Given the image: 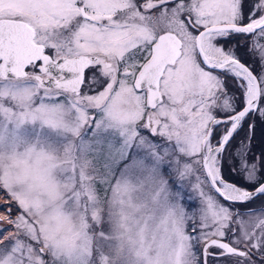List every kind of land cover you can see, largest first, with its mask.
Listing matches in <instances>:
<instances>
[{
  "label": "snow or ice",
  "instance_id": "obj_1",
  "mask_svg": "<svg viewBox=\"0 0 264 264\" xmlns=\"http://www.w3.org/2000/svg\"><path fill=\"white\" fill-rule=\"evenodd\" d=\"M0 198V264H264V0H0Z\"/></svg>",
  "mask_w": 264,
  "mask_h": 264
},
{
  "label": "rangeland",
  "instance_id": "obj_2",
  "mask_svg": "<svg viewBox=\"0 0 264 264\" xmlns=\"http://www.w3.org/2000/svg\"><path fill=\"white\" fill-rule=\"evenodd\" d=\"M3 203V199L0 198V204ZM0 227H4V228H7V227H10L9 225H7L5 222H0Z\"/></svg>",
  "mask_w": 264,
  "mask_h": 264
},
{
  "label": "trees",
  "instance_id": "obj_3",
  "mask_svg": "<svg viewBox=\"0 0 264 264\" xmlns=\"http://www.w3.org/2000/svg\"><path fill=\"white\" fill-rule=\"evenodd\" d=\"M256 147L258 148L259 147V144H257Z\"/></svg>",
  "mask_w": 264,
  "mask_h": 264
}]
</instances>
